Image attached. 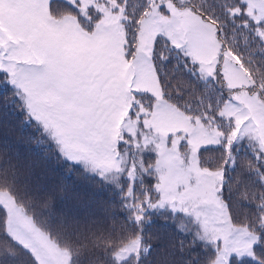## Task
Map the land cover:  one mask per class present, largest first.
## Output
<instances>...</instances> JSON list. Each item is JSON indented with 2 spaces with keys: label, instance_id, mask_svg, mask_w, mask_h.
<instances>
[{
  "label": "snow or ice",
  "instance_id": "snow-or-ice-1",
  "mask_svg": "<svg viewBox=\"0 0 264 264\" xmlns=\"http://www.w3.org/2000/svg\"><path fill=\"white\" fill-rule=\"evenodd\" d=\"M179 72L202 82L200 99L176 95ZM9 86L37 145L118 192L126 215L98 235L106 210L56 196L69 189L53 179L37 185L55 201L42 218L0 162V264L18 251L31 264H145L153 214L197 249L185 258L181 241L174 264H264V0H0ZM9 142L0 134V153Z\"/></svg>",
  "mask_w": 264,
  "mask_h": 264
},
{
  "label": "trees",
  "instance_id": "trees-1",
  "mask_svg": "<svg viewBox=\"0 0 264 264\" xmlns=\"http://www.w3.org/2000/svg\"><path fill=\"white\" fill-rule=\"evenodd\" d=\"M256 58L260 59L259 53H256ZM175 75L184 84L181 91L177 90L173 84L176 95H182L185 100L193 101L201 98L202 82L184 72ZM3 133H7L10 140V146L0 153V162L10 166L12 172L8 181H14L21 193H31L25 203H35L37 205L35 211L42 218L43 214L50 211V208H46L43 202L55 201L47 194L40 193L37 190V185L58 179L69 189V192L58 190L56 196L74 193L79 198L77 203H88L97 209L106 210L104 221L91 224V228L96 229L98 235L99 229L107 227L119 229L125 222L126 213L121 206L122 197L118 192L100 183L99 178L85 175L79 169L73 168L70 162L59 158L53 144L37 145V141L42 139L41 133L35 125L22 123V113L19 104L13 101L10 86L0 87V134ZM211 155L217 154L211 153ZM237 155L238 158L245 160L251 158V154L246 150V145L242 146V150ZM229 171L231 175L237 176L241 170L233 171L230 168ZM4 187V181H0V188ZM237 199L241 202L240 211L242 213H246L252 208V205H249L242 197L237 196ZM145 235L151 247L150 254L145 257V264H174L179 261L180 255L173 253L181 241L185 244L183 252L185 258L190 253L197 251L190 246L191 235L179 231L174 221L166 216L153 214L151 223L145 228ZM86 256L102 257L103 253L100 250L92 249L89 245ZM5 264H31V261L23 251H18L16 258H5ZM94 264H105V261L102 258L95 259Z\"/></svg>",
  "mask_w": 264,
  "mask_h": 264
},
{
  "label": "rangeland",
  "instance_id": "rangeland-1",
  "mask_svg": "<svg viewBox=\"0 0 264 264\" xmlns=\"http://www.w3.org/2000/svg\"><path fill=\"white\" fill-rule=\"evenodd\" d=\"M172 83L176 86L177 90L181 91V88H183V82L180 80V78L175 75V79H173Z\"/></svg>",
  "mask_w": 264,
  "mask_h": 264
}]
</instances>
